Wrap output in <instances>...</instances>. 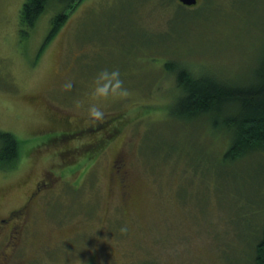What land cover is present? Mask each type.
Instances as JSON below:
<instances>
[{
  "label": "rangeland",
  "instance_id": "rangeland-1",
  "mask_svg": "<svg viewBox=\"0 0 264 264\" xmlns=\"http://www.w3.org/2000/svg\"><path fill=\"white\" fill-rule=\"evenodd\" d=\"M24 2L0 0V132L20 143L15 167L0 170V219L26 208L10 264H253L264 150L225 160L230 133L175 116L164 64L249 83L264 60V0H82L40 56L61 9L27 29ZM89 126L94 135L56 138ZM104 134L98 154L67 153Z\"/></svg>",
  "mask_w": 264,
  "mask_h": 264
},
{
  "label": "trees",
  "instance_id": "trees-1",
  "mask_svg": "<svg viewBox=\"0 0 264 264\" xmlns=\"http://www.w3.org/2000/svg\"><path fill=\"white\" fill-rule=\"evenodd\" d=\"M80 2L82 0H25L19 19L21 26L27 29L35 26L47 6L61 9L51 21L39 56L67 20L65 11ZM22 32L23 35L27 33L26 30ZM173 62L167 61L164 68L174 73L179 91L174 103L175 116L180 119L206 116L212 129L229 132L231 140L224 153L225 160H239L250 152L264 150V60L253 80L247 84H233L210 75L198 76ZM19 144L13 134L0 132V170L15 167L19 158ZM97 145L100 146L85 151L98 154L103 145ZM253 264H264V223L255 246Z\"/></svg>",
  "mask_w": 264,
  "mask_h": 264
},
{
  "label": "flooded vegetation",
  "instance_id": "flooded-vegetation-1",
  "mask_svg": "<svg viewBox=\"0 0 264 264\" xmlns=\"http://www.w3.org/2000/svg\"><path fill=\"white\" fill-rule=\"evenodd\" d=\"M70 130H72V128H70ZM90 134L94 135V128H91L89 126V127H82L79 129H73L72 131L67 132V133L58 134L56 138L57 139L60 138V140H69V139L72 140L73 138H77L76 136L84 137ZM108 136L109 134H104V135H100L97 138L92 137L90 141L82 143L77 148L78 150L74 148V150H68L67 153L73 156L76 152H83L85 150H91V149L93 150L94 148L99 147L100 145L98 146L97 145L98 143H101L104 146L105 140L107 139ZM102 149L103 148H100V151ZM114 162H117L120 165L118 167L116 165L115 167L116 169L113 172V179H115L120 184V186L123 188V190H125V188L129 185L128 172L125 169V161L122 157H119V159H116V161ZM38 189L39 187H37V190ZM17 210L18 209L13 210V211L11 210L8 213L9 216L7 217V219L6 218L0 219V264H10L11 258L6 249L11 247V250H15L21 238L22 230L24 228L25 223L23 225L22 223L18 224L13 221L17 219L23 220V215H25L26 208L23 207L19 209L18 211ZM2 244L4 245L2 246Z\"/></svg>",
  "mask_w": 264,
  "mask_h": 264
},
{
  "label": "clouds",
  "instance_id": "clouds-1",
  "mask_svg": "<svg viewBox=\"0 0 264 264\" xmlns=\"http://www.w3.org/2000/svg\"><path fill=\"white\" fill-rule=\"evenodd\" d=\"M105 75H108V73L105 72ZM110 75L115 80V86L113 88V91L119 90L121 81L118 79L119 76L118 71L114 70L111 72ZM70 86H71L70 84L66 85V87H70ZM90 116L92 118L100 119L103 117V111L96 106H92L90 109ZM122 230H126V229H122Z\"/></svg>",
  "mask_w": 264,
  "mask_h": 264
},
{
  "label": "water",
  "instance_id": "water-1",
  "mask_svg": "<svg viewBox=\"0 0 264 264\" xmlns=\"http://www.w3.org/2000/svg\"><path fill=\"white\" fill-rule=\"evenodd\" d=\"M179 2L186 7H193L197 4L198 0H179Z\"/></svg>",
  "mask_w": 264,
  "mask_h": 264
}]
</instances>
